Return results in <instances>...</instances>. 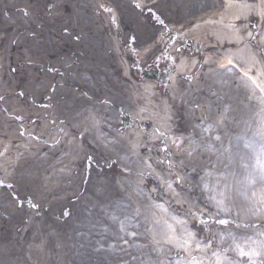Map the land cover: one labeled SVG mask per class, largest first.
Returning <instances> with one entry per match:
<instances>
[{
  "label": "bare ground",
  "instance_id": "obj_1",
  "mask_svg": "<svg viewBox=\"0 0 264 264\" xmlns=\"http://www.w3.org/2000/svg\"><path fill=\"white\" fill-rule=\"evenodd\" d=\"M261 1L0 0V264H264ZM170 23L203 50L167 91L134 69Z\"/></svg>",
  "mask_w": 264,
  "mask_h": 264
},
{
  "label": "rangeland",
  "instance_id": "obj_2",
  "mask_svg": "<svg viewBox=\"0 0 264 264\" xmlns=\"http://www.w3.org/2000/svg\"><path fill=\"white\" fill-rule=\"evenodd\" d=\"M257 1H255V2H251V3H256ZM252 24H253V26H255V25H257L258 23H257V21L256 20H254L253 22H252ZM161 29L163 30V28L161 27ZM194 45V44H193ZM188 47H191V46H188ZM162 49H163V47L162 46H160L159 47V53L158 54H156V55H154V56H159V54L162 52ZM256 49H258V48H256ZM261 49V51L263 52V49L262 48H260ZM131 53L133 54V56H134V58H135V63H138L137 61H138V57H139V54H141L140 52H139V50L138 49H136L134 46H131ZM263 54H264V52H263ZM153 56V55H152ZM156 57V58H157ZM163 57V56H162ZM172 57H174V58H172V59H169V60H172L173 61V63H172V65H174V63H175V61H176V55H173ZM156 58L154 59V60H156ZM159 58H161V56L159 57ZM169 58V56L167 55V57H166V59H168ZM263 59H264V57H263ZM151 60H153V57H152V59L150 58V61ZM154 64L155 63H151L150 65H147L146 64V66L145 67H138V68H136V71H137V73L139 74V72L141 71V69H144L145 68V71H150L151 70V67H153L154 66ZM173 68V66H171V69ZM155 135V134H154ZM152 138V137H151ZM154 162H156L155 160H154ZM181 162H183V159H181ZM169 168V167H168ZM171 169H173V170H168V169H164L165 171H167L168 173H170V171H175V172H177V173H179V171H182L181 170V165L178 163V161H174V164H173V166H171ZM170 174H172V173H170ZM174 174V173H173ZM194 182L195 183H198V181L197 180H194ZM151 189V188H150ZM190 190L191 189H193L192 190V194H195V195H199V197H198V200H199V202H200V208H201V205H203V209H204V211L208 214V215H210V216H212V217H215V215H216V213L214 212V210H212L210 207H208L204 202H202L203 200H202V197L200 196V194L196 191V190H194V188L193 187H191V188H189ZM202 209V208H201ZM188 216L189 217H191L194 221L195 220H197V219H199L200 218V222H199V224L197 225V227H198V229L199 230H196V233H199L200 232V234L202 235V236H209L211 233V231H212V225H208V222H209V218L208 217H201L200 216V214H198V213H196V212H190L189 214H188ZM211 217V218H212ZM205 226L207 227V228H205ZM215 226V225H214ZM208 230V231H207ZM221 235H223V233L221 232Z\"/></svg>",
  "mask_w": 264,
  "mask_h": 264
},
{
  "label": "snow or ice",
  "instance_id": "obj_3",
  "mask_svg": "<svg viewBox=\"0 0 264 264\" xmlns=\"http://www.w3.org/2000/svg\"><path fill=\"white\" fill-rule=\"evenodd\" d=\"M109 11H110V9H109ZM261 154L264 155V145L261 146ZM258 159H259V157H258ZM261 171L264 172V162L261 163ZM219 222L220 223H227V221H225V220H221ZM169 227L171 228V225H169ZM173 231H174V229H173ZM188 235H189V237H191L192 234L189 233ZM261 236H264V233H261ZM190 245H191V239H186L182 243H178L177 246L187 249L188 247H190ZM209 245H210V242H209ZM196 246L200 247L199 244H197ZM236 247L239 250L241 255H259V253L256 252L255 250H253L250 253L249 252H245L243 250V248L239 244H237ZM213 255L217 257V264H221L220 254L214 252ZM190 264H201V262L199 261V259L197 257L193 256V257H191Z\"/></svg>",
  "mask_w": 264,
  "mask_h": 264
}]
</instances>
